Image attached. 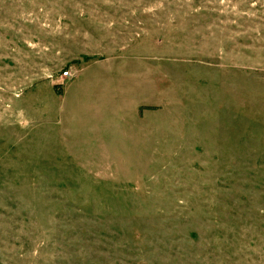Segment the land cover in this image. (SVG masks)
Masks as SVG:
<instances>
[{
  "label": "rangeland",
  "instance_id": "1",
  "mask_svg": "<svg viewBox=\"0 0 264 264\" xmlns=\"http://www.w3.org/2000/svg\"><path fill=\"white\" fill-rule=\"evenodd\" d=\"M0 264H264V0H0Z\"/></svg>",
  "mask_w": 264,
  "mask_h": 264
},
{
  "label": "built area",
  "instance_id": "2",
  "mask_svg": "<svg viewBox=\"0 0 264 264\" xmlns=\"http://www.w3.org/2000/svg\"><path fill=\"white\" fill-rule=\"evenodd\" d=\"M62 74H63V76H68V75H69V71H68V70H64V71L62 72Z\"/></svg>",
  "mask_w": 264,
  "mask_h": 264
}]
</instances>
